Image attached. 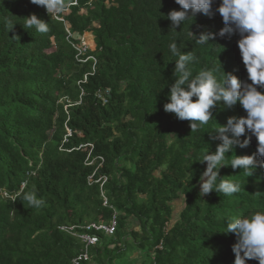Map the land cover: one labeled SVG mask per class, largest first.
Masks as SVG:
<instances>
[{"label":"trees","instance_id":"trees-1","mask_svg":"<svg viewBox=\"0 0 264 264\" xmlns=\"http://www.w3.org/2000/svg\"><path fill=\"white\" fill-rule=\"evenodd\" d=\"M221 2L214 0V12ZM64 3L69 13L60 21L31 0H0V264H72L83 242L60 227L114 216L115 234L99 233L85 264H136L129 257L139 250L148 258L141 264H234L237 238L221 231L231 216L264 210V158L257 157L261 164L250 176L222 167L220 175L237 182L239 191L224 196L214 190L203 198L206 162L198 160L221 142L210 131L246 112L239 103H218L208 124L192 133L190 122L166 112L164 104L175 82L171 42L199 58L194 71L221 62L245 81L239 33L221 37L225 25L218 12L197 14L172 29L166 17L180 10L175 0ZM33 13L47 21L46 33L24 27ZM67 28L94 34L95 66L77 60ZM190 28L197 36L216 35L208 45H195L185 35ZM106 89L103 103L98 93ZM68 128L72 135L65 141ZM85 143L104 158L94 176L98 162H86L87 152L79 149ZM257 143L252 136L236 154L255 153ZM103 176L108 205L98 182ZM31 191L42 200L39 208L21 200ZM177 200L183 209L169 227Z\"/></svg>","mask_w":264,"mask_h":264},{"label":"clouds","instance_id":"clouds-1","mask_svg":"<svg viewBox=\"0 0 264 264\" xmlns=\"http://www.w3.org/2000/svg\"><path fill=\"white\" fill-rule=\"evenodd\" d=\"M31 2L43 6L50 18L58 14L62 17L63 10L68 9L65 8L64 0ZM175 2L180 5V10L173 9L166 17L171 20L172 29L184 25L192 18L195 20L197 14L210 17L218 12L225 25L220 29L219 35H240L238 47L248 73L245 81H241L232 72H226L221 62L219 66H205L194 71L192 65L198 64L199 58L191 52L182 53L177 42H171L168 49L176 57L175 82L170 87L168 102L164 104L166 112L174 113L178 119L190 122L192 133L208 124L214 117L213 109L218 103L222 102L224 108H231L239 103L245 110V116H231L225 124H219V127L210 131L214 133L213 138L221 142L214 152L208 151L198 160L201 163L206 162V169L200 177V197L203 198L214 190L224 196H232L239 191L240 186L237 182L221 176L220 169L230 165L250 176L261 164L257 157L264 158V91L260 90L264 88V0H222L215 12L214 0ZM23 24L26 29L34 28L40 33L49 30L47 21L35 13L25 17ZM185 35L195 45H208L216 34L201 32L197 36L190 28ZM246 132L250 135L242 140L241 137ZM252 136L258 142L256 152L251 155H237L236 148L247 147ZM227 156H233L230 162H226ZM21 200L30 209L42 205V200L37 198L35 191L25 192ZM221 232L234 233L237 238L232 248L235 254L234 264H246L249 259L264 264V210L231 216L227 219L225 230Z\"/></svg>","mask_w":264,"mask_h":264},{"label":"built area","instance_id":"built-area-1","mask_svg":"<svg viewBox=\"0 0 264 264\" xmlns=\"http://www.w3.org/2000/svg\"><path fill=\"white\" fill-rule=\"evenodd\" d=\"M68 11L69 9L63 10L64 13H67ZM60 15L61 14L56 15L55 18L60 21H65L64 18H62ZM67 32H68L67 38L77 52V60L82 63L93 60L95 66L97 59L95 58L94 55H92L91 52H93V50L89 46L86 38L79 34H73L69 28H67ZM74 40H79V41L76 42ZM86 79L87 76L85 78V81ZM108 94H110V89H106L105 91L102 90L99 91L98 96L99 98H101L103 103L107 102ZM68 133L69 134L67 135L65 141H68L67 138L72 135V131L69 128H68ZM94 147L95 146L93 143H85L79 146V149H82L85 152H87L86 162L89 165H93L96 162H98V166L93 176L96 174L99 167H101L104 163V158L102 156L94 155ZM93 176H91V181ZM107 179L108 178L106 176H103L98 180V182H101L102 197L104 198L105 205H108L109 203L108 198L106 197L104 191V184L107 181ZM24 185L25 184H23V186ZM3 194L5 196H8L6 192H4ZM60 228L83 242V248L81 252L73 259L72 264H85L86 262H89L91 260L92 247L97 246L100 242L99 233H102L107 237L113 236L117 228V220H116V216H114L111 222L100 220L98 222L94 221L83 225L79 224L73 226H62Z\"/></svg>","mask_w":264,"mask_h":264},{"label":"rangeland","instance_id":"rangeland-1","mask_svg":"<svg viewBox=\"0 0 264 264\" xmlns=\"http://www.w3.org/2000/svg\"><path fill=\"white\" fill-rule=\"evenodd\" d=\"M88 33L92 34V32H87L84 34V37H87ZM87 42H88V40H87ZM93 45L89 44L91 49L94 51L95 46H96V42H95V45L94 46ZM182 209H183V200H177L175 202V212L173 215V220H172L171 224L169 225V227H172L176 223V221L179 218V213L181 212ZM129 224H130V226H134V225L138 226V223L136 221L134 222L133 220H130ZM147 259H148L147 255L140 250L134 252L133 255L131 257H129V260H133L136 264H141L144 260H147Z\"/></svg>","mask_w":264,"mask_h":264},{"label":"bare ground","instance_id":"bare-ground-1","mask_svg":"<svg viewBox=\"0 0 264 264\" xmlns=\"http://www.w3.org/2000/svg\"><path fill=\"white\" fill-rule=\"evenodd\" d=\"M86 40H88V43L91 44V45H95V41H94V36H93V33H88L87 37H86ZM93 45V46H94Z\"/></svg>","mask_w":264,"mask_h":264},{"label":"crops","instance_id":"crops-1","mask_svg":"<svg viewBox=\"0 0 264 264\" xmlns=\"http://www.w3.org/2000/svg\"><path fill=\"white\" fill-rule=\"evenodd\" d=\"M94 36V35H93ZM86 38V37H85ZM94 41H95V36H94Z\"/></svg>","mask_w":264,"mask_h":264},{"label":"water","instance_id":"water-1","mask_svg":"<svg viewBox=\"0 0 264 264\" xmlns=\"http://www.w3.org/2000/svg\"><path fill=\"white\" fill-rule=\"evenodd\" d=\"M94 35V34H93Z\"/></svg>","mask_w":264,"mask_h":264}]
</instances>
